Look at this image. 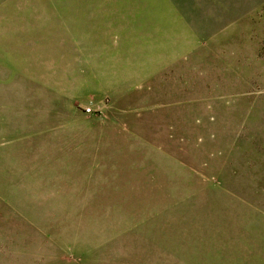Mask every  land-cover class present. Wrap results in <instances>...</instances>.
Returning <instances> with one entry per match:
<instances>
[{"label":"rangeland","instance_id":"374dc122","mask_svg":"<svg viewBox=\"0 0 264 264\" xmlns=\"http://www.w3.org/2000/svg\"><path fill=\"white\" fill-rule=\"evenodd\" d=\"M0 264H264V0H0Z\"/></svg>","mask_w":264,"mask_h":264},{"label":"built area","instance_id":"2783aa9c","mask_svg":"<svg viewBox=\"0 0 264 264\" xmlns=\"http://www.w3.org/2000/svg\"><path fill=\"white\" fill-rule=\"evenodd\" d=\"M84 112L87 113V114H88V113H91V108H90V107L85 108V109H84Z\"/></svg>","mask_w":264,"mask_h":264}]
</instances>
